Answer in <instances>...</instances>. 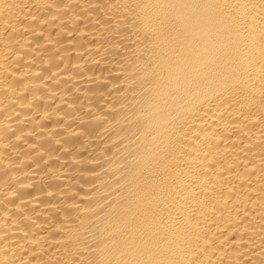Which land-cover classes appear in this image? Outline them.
Wrapping results in <instances>:
<instances>
[{
  "label": "bare ground",
  "instance_id": "1",
  "mask_svg": "<svg viewBox=\"0 0 264 264\" xmlns=\"http://www.w3.org/2000/svg\"><path fill=\"white\" fill-rule=\"evenodd\" d=\"M0 264H264V0H0Z\"/></svg>",
  "mask_w": 264,
  "mask_h": 264
}]
</instances>
